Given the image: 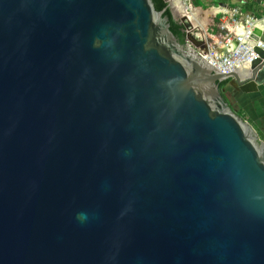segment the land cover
Listing matches in <instances>:
<instances>
[{
	"label": "water",
	"instance_id": "1",
	"mask_svg": "<svg viewBox=\"0 0 264 264\" xmlns=\"http://www.w3.org/2000/svg\"><path fill=\"white\" fill-rule=\"evenodd\" d=\"M163 13L0 0V264H264V141L218 88L264 83V30L224 75Z\"/></svg>",
	"mask_w": 264,
	"mask_h": 264
},
{
	"label": "crops",
	"instance_id": "2",
	"mask_svg": "<svg viewBox=\"0 0 264 264\" xmlns=\"http://www.w3.org/2000/svg\"><path fill=\"white\" fill-rule=\"evenodd\" d=\"M188 3L192 6L190 11ZM170 8L177 12L179 19L185 15L187 8L188 22L198 30L196 35L204 42L208 39L207 33L210 30L215 33L214 40L217 41L221 23L218 13L222 10H239L243 15L257 20L255 29L264 30V0H171ZM252 41V44L256 43L253 39ZM246 69L247 66H242L237 71L244 75ZM234 88L231 98L229 97L231 106L236 112L239 109L243 111L245 120H251L252 127L264 141V83L249 94L242 93L237 85Z\"/></svg>",
	"mask_w": 264,
	"mask_h": 264
},
{
	"label": "built area",
	"instance_id": "3",
	"mask_svg": "<svg viewBox=\"0 0 264 264\" xmlns=\"http://www.w3.org/2000/svg\"><path fill=\"white\" fill-rule=\"evenodd\" d=\"M187 7L192 10L188 3ZM187 8L185 15L188 16ZM221 23L219 25L220 35L214 40L215 33L210 30L208 39L204 45L194 48L188 44L203 60L210 64L219 73L227 75L235 72L242 66H248L255 58L254 47H262L261 43H253L251 36L256 27L257 20L253 17L243 15L239 10L220 11ZM192 33L194 28H192ZM187 31H185L186 34Z\"/></svg>",
	"mask_w": 264,
	"mask_h": 264
},
{
	"label": "trees",
	"instance_id": "4",
	"mask_svg": "<svg viewBox=\"0 0 264 264\" xmlns=\"http://www.w3.org/2000/svg\"><path fill=\"white\" fill-rule=\"evenodd\" d=\"M151 2L154 6V9L157 12L164 11L163 17H166L168 19L169 30L174 35V37L177 39L178 43L181 46H184L185 42H186V34L184 33V28L181 24H179L178 22L175 21L171 11L167 7V4L164 2V0H151ZM226 84H227V82H223V83L218 84L219 90H221L223 87H225ZM222 97H223L224 101L228 104V106L232 109V111L236 112L234 110V108L231 106L230 100L228 98L225 99V97L223 95H222ZM236 115L238 117H240L241 119L245 120V115L241 109H239L238 112H236ZM245 121H247L249 124H251V120H245Z\"/></svg>",
	"mask_w": 264,
	"mask_h": 264
},
{
	"label": "flooded vegetation",
	"instance_id": "5",
	"mask_svg": "<svg viewBox=\"0 0 264 264\" xmlns=\"http://www.w3.org/2000/svg\"><path fill=\"white\" fill-rule=\"evenodd\" d=\"M169 10L171 11L175 21L178 22L179 24H181L177 12L174 9H171L170 7H169ZM185 31L186 30L184 29V33H185ZM226 82H227V84L220 91H221V94L225 97V99H227V98L229 99V97L231 98L233 89H235L234 86H236V84L232 80H228Z\"/></svg>",
	"mask_w": 264,
	"mask_h": 264
},
{
	"label": "rangeland",
	"instance_id": "6",
	"mask_svg": "<svg viewBox=\"0 0 264 264\" xmlns=\"http://www.w3.org/2000/svg\"><path fill=\"white\" fill-rule=\"evenodd\" d=\"M193 33L196 34V33H197V30L195 29ZM244 121H245V120H244ZM246 122H247V121H246ZM256 132H257V131H256ZM258 132H259V131H258ZM258 135H259V134H258ZM259 138H260V136H259ZM260 140H262V139L260 138Z\"/></svg>",
	"mask_w": 264,
	"mask_h": 264
}]
</instances>
